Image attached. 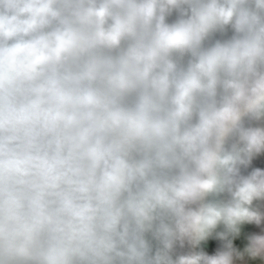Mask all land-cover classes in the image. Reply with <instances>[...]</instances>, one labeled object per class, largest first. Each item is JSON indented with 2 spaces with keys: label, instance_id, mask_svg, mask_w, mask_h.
<instances>
[{
  "label": "clouds",
  "instance_id": "1",
  "mask_svg": "<svg viewBox=\"0 0 264 264\" xmlns=\"http://www.w3.org/2000/svg\"><path fill=\"white\" fill-rule=\"evenodd\" d=\"M0 264H264V0H0Z\"/></svg>",
  "mask_w": 264,
  "mask_h": 264
}]
</instances>
